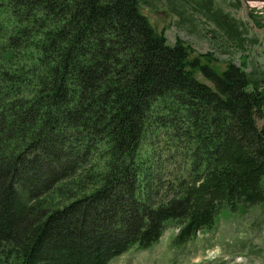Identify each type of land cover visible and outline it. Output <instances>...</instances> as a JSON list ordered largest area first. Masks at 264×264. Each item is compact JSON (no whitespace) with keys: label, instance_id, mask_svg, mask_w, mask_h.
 Here are the masks:
<instances>
[{"label":"trees","instance_id":"obj_1","mask_svg":"<svg viewBox=\"0 0 264 264\" xmlns=\"http://www.w3.org/2000/svg\"><path fill=\"white\" fill-rule=\"evenodd\" d=\"M144 2L0 0V264H109L264 204V71L170 44ZM215 2L182 8L243 51Z\"/></svg>","mask_w":264,"mask_h":264},{"label":"rangeland","instance_id":"obj_2","mask_svg":"<svg viewBox=\"0 0 264 264\" xmlns=\"http://www.w3.org/2000/svg\"><path fill=\"white\" fill-rule=\"evenodd\" d=\"M144 1L149 4H142L141 11L156 30L165 33L170 44L181 39L193 49V56L212 55V65L220 72L229 61L245 63L249 71H264V1L240 0L237 4L239 0H216V5L241 21L246 30L244 50L233 49L232 53L216 46L221 38L212 31L219 29L217 25L189 6L182 8V0ZM172 7L184 9L186 17L193 15L192 23H183ZM176 233L177 229L169 226L151 248L132 249L109 264H264V204L225 210L216 227L200 231L184 246H173Z\"/></svg>","mask_w":264,"mask_h":264},{"label":"water","instance_id":"obj_3","mask_svg":"<svg viewBox=\"0 0 264 264\" xmlns=\"http://www.w3.org/2000/svg\"><path fill=\"white\" fill-rule=\"evenodd\" d=\"M244 1L247 3V2H249V1L252 2V1H256V0H244ZM261 1H264V0H261ZM261 1L259 0V2H261Z\"/></svg>","mask_w":264,"mask_h":264},{"label":"bare ground","instance_id":"obj_4","mask_svg":"<svg viewBox=\"0 0 264 264\" xmlns=\"http://www.w3.org/2000/svg\"><path fill=\"white\" fill-rule=\"evenodd\" d=\"M258 2V1H257Z\"/></svg>","mask_w":264,"mask_h":264}]
</instances>
